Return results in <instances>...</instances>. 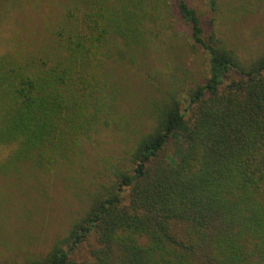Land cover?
<instances>
[{"label": "trees", "instance_id": "1", "mask_svg": "<svg viewBox=\"0 0 264 264\" xmlns=\"http://www.w3.org/2000/svg\"><path fill=\"white\" fill-rule=\"evenodd\" d=\"M219 5L208 0L206 36L187 0H68L50 30L62 41L51 58H0L8 166L50 171L93 149L101 131L125 132L107 179L26 264H264V50L246 60L221 38ZM176 19L186 26L179 49L207 52L208 76L184 97L176 85L159 90L145 131L129 113L117 122L127 86L108 61L169 57ZM85 242L88 258L78 260Z\"/></svg>", "mask_w": 264, "mask_h": 264}, {"label": "rangeland", "instance_id": "2", "mask_svg": "<svg viewBox=\"0 0 264 264\" xmlns=\"http://www.w3.org/2000/svg\"><path fill=\"white\" fill-rule=\"evenodd\" d=\"M67 1L0 0V58L22 64L51 58L62 41L50 30ZM187 2L199 13L207 36L212 27L208 0ZM175 22L179 36L172 42L169 57L162 54L157 61L132 63L108 61L115 66L112 77L118 78V85L127 86L125 100L116 111L117 122L129 113L145 131L149 103L159 96V90L176 85L184 97L187 87L202 83L208 76L207 52L189 45L180 50L186 26L177 19ZM216 28L241 58H255L264 50V0H220ZM123 133V128L114 127L101 131L93 149L86 144L82 157L68 165L56 164L50 171L26 160L8 166L13 145H0V264H26L44 256L54 241L65 235L85 207L89 192L107 179L108 164L123 154ZM87 249L85 242L76 259H87Z\"/></svg>", "mask_w": 264, "mask_h": 264}]
</instances>
